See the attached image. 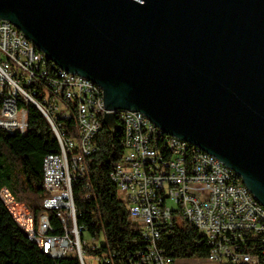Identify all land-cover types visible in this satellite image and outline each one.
I'll use <instances>...</instances> for the list:
<instances>
[{"label":"water","instance_id":"1","mask_svg":"<svg viewBox=\"0 0 264 264\" xmlns=\"http://www.w3.org/2000/svg\"><path fill=\"white\" fill-rule=\"evenodd\" d=\"M0 19L102 88L112 134L105 109L138 110L264 206V0H0Z\"/></svg>","mask_w":264,"mask_h":264},{"label":"built area","instance_id":"2","mask_svg":"<svg viewBox=\"0 0 264 264\" xmlns=\"http://www.w3.org/2000/svg\"><path fill=\"white\" fill-rule=\"evenodd\" d=\"M31 106L43 115L59 147L42 161L46 211L35 223L26 204L5 186L0 199L43 253L52 258L73 254L84 264V227L76 223L72 186L84 175V157L95 150L94 138L105 123L102 88L61 69L10 21L0 19V128L25 134ZM105 112L123 130L122 155L110 178L127 204L130 221L139 228L141 243L119 264H175L162 239L182 219L207 245L209 260L264 262V206L236 172L197 145L165 133L138 110ZM72 118L76 136L62 128ZM48 210L62 224V233L52 232Z\"/></svg>","mask_w":264,"mask_h":264},{"label":"trees","instance_id":"3","mask_svg":"<svg viewBox=\"0 0 264 264\" xmlns=\"http://www.w3.org/2000/svg\"><path fill=\"white\" fill-rule=\"evenodd\" d=\"M64 134L77 135L75 119L64 120ZM95 150L84 157L85 171L73 181L72 193L76 209V223L91 236L103 237L98 245H83L84 254L101 256L108 262L119 264L141 247L139 228L130 221L126 202L120 197L110 174L123 151V130L120 126L112 134L103 122L94 138ZM53 132L43 115L29 108L28 127L25 134H9L0 128V188L5 186L14 198L26 204L35 223L46 210L43 200V157L58 152ZM54 233L63 227L52 210H48ZM194 226L182 219L171 231L165 233L162 245L167 254L177 257L206 256L208 247L199 241ZM85 256V255H84ZM0 264H82L76 255L52 258L43 253L30 240L24 229L13 219L0 199ZM84 264L85 261H84ZM259 264H264L260 262Z\"/></svg>","mask_w":264,"mask_h":264},{"label":"crops","instance_id":"4","mask_svg":"<svg viewBox=\"0 0 264 264\" xmlns=\"http://www.w3.org/2000/svg\"><path fill=\"white\" fill-rule=\"evenodd\" d=\"M175 264H218L209 260L206 256L177 257Z\"/></svg>","mask_w":264,"mask_h":264},{"label":"rangeland","instance_id":"5","mask_svg":"<svg viewBox=\"0 0 264 264\" xmlns=\"http://www.w3.org/2000/svg\"><path fill=\"white\" fill-rule=\"evenodd\" d=\"M83 239L88 243V246L90 247L93 245H98L103 242V237L101 234L98 238L97 237L94 238L88 232H84ZM84 259L86 264H97V262L94 261L93 258L88 254H85Z\"/></svg>","mask_w":264,"mask_h":264}]
</instances>
